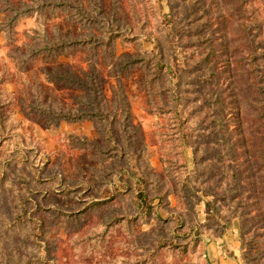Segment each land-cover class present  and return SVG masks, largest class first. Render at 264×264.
Returning <instances> with one entry per match:
<instances>
[{"label": "trees", "instance_id": "obj_1", "mask_svg": "<svg viewBox=\"0 0 264 264\" xmlns=\"http://www.w3.org/2000/svg\"><path fill=\"white\" fill-rule=\"evenodd\" d=\"M198 1L203 5L199 14L200 21L203 20L202 37L198 43L204 55L200 63L206 69L198 80L208 86L217 83L213 63L222 61V73L230 79V92L223 96L212 89L208 104L218 109V114L224 98L233 106L231 118L238 145L247 158L250 176L255 178L253 205L257 204L258 220L264 226V0H211L218 6L214 17L205 7V0ZM127 3L133 26L116 17L114 4L110 13L105 14L101 0H86V6L75 0H0V32L7 37L13 34L20 18L35 13L44 20L64 13L73 23L98 31L82 36L57 27L36 29L27 35L29 41L23 47L10 51L20 72L39 58L54 62L61 56L81 52L87 67L80 72L67 63L43 67L53 85L83 92L74 94L70 101L54 95L51 87L45 89L39 81L26 85L5 62L0 63V144L9 141L13 145L12 154L0 157V264H91L114 231L131 237L137 223L147 224L151 219L160 224V229L149 232L147 242L125 243L129 255L112 259L109 264H159V257L170 264H212L194 208L201 195L191 184L192 176L183 155L193 140L188 126L191 110L185 112L181 108L179 95V81L186 65L183 61V66L173 68L169 62L170 54L179 48L173 42L169 14L162 15L161 25L156 24L159 36L154 38L146 31L148 15L153 19L158 16L151 0ZM117 39L122 44H132L134 51L115 55ZM145 39L153 42V50L143 46ZM175 56L184 59L181 50ZM99 61L110 66L115 76L110 100L102 95ZM131 70L141 72L138 85L146 92V111L156 117L150 136L159 147L163 171L175 180V187L153 171L145 156L146 142L132 122L121 79ZM13 82L22 95L6 89L5 85ZM16 103L46 125L93 121L96 138L73 133H61L60 138L69 147L87 150L92 161L101 164L95 177L85 179L81 169L78 176L82 180L72 178L69 182L57 174H44L48 157L38 153L30 134L24 136L16 131L19 123L12 112ZM217 121L225 132V120L218 117ZM230 152L227 149L222 158L231 159ZM11 168L12 178L6 182ZM236 174L227 170L223 175L235 178ZM116 179L121 186L114 185ZM45 186L72 201L66 207L50 204ZM172 188H176V211L169 208ZM230 190L234 193L229 198L240 194ZM206 196L207 219L215 218V198ZM114 200L117 203L110 205ZM159 207L173 212L162 218ZM101 209L95 224L85 226V217ZM245 218L241 217V221ZM222 226L227 227L224 223ZM245 232L243 229L241 234Z\"/></svg>", "mask_w": 264, "mask_h": 264}, {"label": "rangeland", "instance_id": "obj_2", "mask_svg": "<svg viewBox=\"0 0 264 264\" xmlns=\"http://www.w3.org/2000/svg\"><path fill=\"white\" fill-rule=\"evenodd\" d=\"M75 1L84 6L87 5L86 0ZM101 1L105 14L110 13L114 4L117 9L116 17L133 26L127 0ZM151 3L158 16L153 19L150 14L148 15V8H145L149 16L146 31L157 38L159 34L156 32V24L161 25L163 23L162 15L169 14L170 26L173 29V42L179 45V48L170 54L169 62L173 68L183 66V61L186 65L184 74L179 81V95L181 108L185 112L191 110L188 126L192 131L193 140L191 147L186 149L183 155L192 176L191 184L198 189L201 195V200H196L194 208L197 220L202 227L206 255L212 264H264V226L258 220L257 204L256 207L253 205V201L256 199V195L252 191L255 186L253 183L255 178L250 176L251 169L248 167L247 158L238 145V137L231 118L233 106L229 104L228 98H224V106L218 114V109L208 104L212 89L223 96L229 91L230 79L227 74L222 73V61L218 59L213 63V69L218 75L217 83L208 86L198 80V77L206 73L205 66L200 63L204 55L203 47L198 43L202 37L201 24L203 20L200 21L199 14L202 12L203 5L198 0H151ZM204 4L208 10L210 9L211 15L214 17L218 11L217 3L205 0ZM1 17L2 14L0 13V19ZM54 27L63 31H70L73 35L86 36L92 31L98 33L93 28L88 29L78 23H73L64 13L58 12L54 17L45 20L38 13L24 16L16 22L14 32L10 37H7L4 32H0V63L5 62L11 71L16 72L17 78L25 82L26 85L39 81L45 89L51 87L54 95L70 101L74 94L82 95L83 92L81 90L60 89L53 85L47 80L43 67L67 63L74 70L80 72L81 69L87 67L81 52L76 51L70 55L61 56L54 61L56 63L39 58L33 61L23 72L18 71L17 65L10 55L12 48L23 47L29 41L27 36L29 33L36 29L51 30ZM219 39L217 38V41ZM142 44L148 50L154 48L151 40L145 39ZM133 48L132 44H122L117 39L113 52L115 55H119L123 51L133 52ZM179 50L182 51L183 60L175 56ZM261 52L262 50L259 51V53ZM97 68L102 79V95L104 99L110 100L115 76L110 71V66L101 61L97 63ZM140 76L139 70H131L127 75L121 76L130 104L132 122L139 128L146 142L145 156L153 171L161 175L164 180L166 179L171 187H175V180L172 179V181L163 171V165L159 159V147L150 136L156 117L146 111V92L141 90L138 85ZM5 87L8 91H14L17 96L22 95L19 86L14 82L6 84ZM196 106H199L200 110ZM12 112L13 119L19 123L16 131L24 136L30 134L38 153L48 157V170L44 171V174H57L64 181L69 182L72 178L82 180L78 176L81 169L85 173V179L95 177L101 164L98 161H92L87 150L69 147L60 138L61 133H73L89 139L96 138L97 131L93 121H60L57 124L46 125L32 114H26L19 103L15 104ZM217 114L218 117L225 120V132L220 129ZM227 149L231 151V159L222 158L227 153ZM12 153L13 145L11 142L5 141L0 144V157H6ZM227 170L237 173L235 178L224 176L223 174ZM9 171L10 173L5 178L6 182L12 178L14 168ZM114 185L121 186L118 179L114 180ZM91 186H93L92 183ZM230 189L238 190L240 194H235V198H229L234 193ZM46 190L48 201L57 207H66L72 201V198L60 192L50 191L47 187ZM175 191L176 188H172V192L168 196L169 208L173 211L178 208ZM206 194L215 198L217 215L222 217L216 215L215 218L207 219L204 203V200L208 198ZM2 196L3 194H0V198ZM113 203L116 204L117 200H114L110 205ZM157 211L162 218L173 212L160 207ZM101 213L102 209L97 213L88 214L85 217V226H93ZM241 217L247 218L241 221ZM190 218L192 219L191 216ZM222 223L226 224L227 227L222 226ZM158 229H160V224L151 219V222L147 224L137 223L135 232L131 237H126L120 230L114 231L101 253L93 256L91 264H109L112 259L127 257L129 252L124 245L125 243L147 242L149 232ZM243 229L246 232L242 235ZM59 234L63 238L66 237L63 231H60ZM249 240L250 243L246 244L245 242ZM243 253H245L246 258H243ZM158 262L159 264H170V261L163 257H159Z\"/></svg>", "mask_w": 264, "mask_h": 264}]
</instances>
